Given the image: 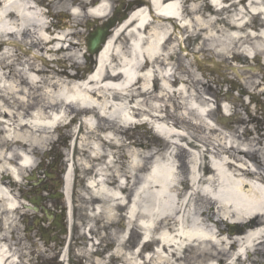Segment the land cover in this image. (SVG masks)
<instances>
[{
  "label": "bare ground",
  "instance_id": "6f19581e",
  "mask_svg": "<svg viewBox=\"0 0 264 264\" xmlns=\"http://www.w3.org/2000/svg\"><path fill=\"white\" fill-rule=\"evenodd\" d=\"M93 1L56 0L49 5L55 13L68 10L77 27L88 17L105 19L110 15L113 0H99L88 12ZM202 1L151 0L147 6L134 9L113 29L101 51L89 58L87 64L90 67L93 63V70L83 76L64 65L70 61L72 55L67 53L74 43L65 48L67 35L53 36L40 0H0V174H11L20 182L21 173L34 165L36 157L47 153L54 134L79 122L85 133L75 149L86 158L81 162L84 171L93 170L94 177L86 184L91 192L89 202L95 205L92 211L109 221L125 217L123 235L112 253L124 264H180L186 250L198 263H222L228 256L233 264L264 244V135H259V140L240 141L236 131L224 133L208 120L211 110L207 98L194 90L190 93L188 81L175 74L169 63L174 55L178 65L182 60L185 50L175 53V48H183V32L207 31L205 43L217 55L259 59L258 65H247L253 72L247 71L244 78L239 67L233 68L237 83L224 82L235 88L239 85L264 106V75L255 73L264 70V0H208L203 6ZM204 6L219 8V12L211 8L208 15L202 14ZM121 7L116 17L122 15ZM214 13L227 14L228 25L215 22ZM91 24L98 26V22ZM12 46L26 48L31 56L24 59ZM55 54L63 56L56 59ZM213 63L218 70L219 64ZM46 72L48 76L42 80L39 76ZM155 81L159 83L156 97L151 91ZM172 96L177 101L175 108L183 109L186 116L191 112L202 120L201 127L222 136L209 142V153H203L206 149L186 153L181 146L188 136L176 128L182 123L180 117L177 115L171 126L162 115L163 101ZM226 97L234 99L231 94ZM226 101L220 108L223 116L231 112ZM141 123L155 126L166 142L162 147L167 144L170 148L149 167L154 157L152 147L137 142L126 145L123 140ZM189 126L198 128L194 123ZM67 136L75 138L76 132ZM255 140L259 147L252 144ZM111 146L124 147L123 162L116 159L117 152L105 151ZM206 157L211 161L203 165ZM105 159L113 169V187L105 173L109 168ZM63 181L65 201H69L71 168ZM0 202L5 214L0 264H17V257L2 240H6L21 202L2 182ZM67 216L70 223L71 213ZM126 234L139 237L129 250L124 248ZM149 246H153L151 253L145 251Z\"/></svg>",
  "mask_w": 264,
  "mask_h": 264
},
{
  "label": "rangeland",
  "instance_id": "374dc122",
  "mask_svg": "<svg viewBox=\"0 0 264 264\" xmlns=\"http://www.w3.org/2000/svg\"><path fill=\"white\" fill-rule=\"evenodd\" d=\"M52 1L56 0L40 1V5H43V7L40 9L44 13H46L45 22L51 25L53 36H56L57 34L67 35L66 42L63 43L65 48L69 44L74 43L73 49H71V51L67 53L68 56L72 55L68 57L70 58V61H67L66 64H64L68 67L67 70H70L72 73H74L75 66H79L78 68L80 69L83 68L81 62H84V53L86 52L85 37L88 32V24L90 22H98L101 24L102 21H104L105 19H95L93 17H88L87 19H84L79 24V26L76 27L74 25L75 21L73 20L72 15L69 14L68 10H65L61 13H55L56 11H53V9L49 5ZM98 1L99 0H94L93 2ZM118 1L119 0L112 1L111 10L114 6H116V3H118ZM203 5H205V2L202 3V6ZM201 13L208 15L209 11L205 9L204 6L203 11ZM212 18H214L215 22H218L219 24L225 23V25H228L229 18L227 14L214 13ZM79 33L80 35H78ZM217 34L221 35V33ZM207 35V31L201 32L197 30L193 33L183 32V48L186 51L187 56H182V60L179 65L177 64L178 62L176 56H171L169 63L171 64L172 71L175 72V74L180 73V75L188 81L187 84H189L188 88L190 93H192L194 90L196 93H199L201 97L207 98V102L210 105L209 108L213 111L210 113L208 120L210 122H213L224 133L231 134L233 128H227L217 123L218 115L215 108L217 100L220 99L219 101H222V98L217 97L216 93L218 92L217 85L220 84L219 82H221L222 79H220V77H218L215 73H219L221 76H223V78H233L234 73L231 71V68L247 67L248 60L245 57L237 54L227 56L217 55L213 50H209L208 43H205L206 41L204 39ZM12 47L11 49L14 52L20 54V56L24 59H27L31 56V53L26 48H22L21 50L17 46ZM1 49L2 48L0 46V50ZM175 53H181L179 46L175 48ZM61 55L62 54H55L54 58H60ZM42 57H44V59L46 60L49 59L47 57V54H43ZM195 57L199 61H201V64L197 63V59ZM212 61L219 64V68H217L218 70H216V67H214V63ZM39 63H41L40 60ZM252 63L257 64L256 61H253ZM57 69L59 71L64 70L62 66H57ZM237 70H239L238 73L243 76V78L244 74L248 71L246 69L245 71H242L240 69ZM47 76L48 73L46 72L45 74H42L39 77L44 80L47 78ZM158 84L159 83L155 81L151 88L152 95L154 97L158 95ZM227 88L228 86H224L221 88L223 93L227 92ZM199 100L201 101V98L198 99V101ZM203 100L204 99H202V101ZM176 103L177 101L174 99L173 96L169 99L166 98L163 101L164 114L167 117L168 124L171 126L173 125V121L176 116L178 115V117H180V121H182V123L175 126L178 129L184 130L188 136L187 139H184L181 142V146L184 147L186 153L191 150L204 151L205 149L206 151H204L203 153H207V151L209 153V150H211L212 147L209 142L212 141V139L222 138V136L218 137L215 133H210L207 129L201 127V125L199 124H201L200 121L202 120H200L199 117H196V115L192 114L191 112H189L190 115L186 116V112H184L183 109L178 110V108H175ZM257 109L256 106L252 107L253 115L258 121L251 122L250 118H247L245 114L246 123L242 125H237V128L234 130L237 131V135L239 136L240 141L243 139H246V141H248V139L252 138H257L259 140V135H264V109L261 111L262 115L258 111H254ZM243 115L244 113H242V115L240 116ZM259 115H261V117H259ZM189 123L190 125L191 123L198 125V128H194V125L189 126ZM228 126L231 127V124H229ZM78 128L79 122H76L75 124L68 126L67 128L61 127L60 130L54 134V143L52 145H49L46 149L47 154L57 155L59 157V164L63 171L67 169V166H72L71 179H73V188H71L70 190L68 201L70 203L69 208L71 210V222L69 223L71 231L69 230V235L66 238L67 244H65L64 247H61L57 254L52 251L53 247L47 249L44 247V244L42 242L37 241L38 246H36L35 248V246L31 244L32 242H34L33 239L28 240L26 238L24 234V228L20 223H18L19 220L17 219V215L14 214V223L8 229V231H6L9 235V238L7 237V239L2 241V243H5L9 246L11 253H13L17 257L18 264H61L62 259H65V264H124L121 259H113L110 257V255H112L113 250L115 249L116 242H118V237L123 235L122 232L125 227V217L122 220L116 218L114 221H109L105 218L104 215H94L92 209L95 205L89 202L91 198V192L86 186L88 179L94 177L93 170H90L89 172L84 171L83 167L81 166V162L82 160H86V158L79 151L76 150L77 148H72L74 143V137L67 136V134L69 133L76 132ZM84 133L85 131H80V135L76 141L78 147L83 140ZM123 140L126 145L129 142H137L139 144H147L149 145V147H152L154 157L152 156L153 158L149 160V164L147 167H149V165L152 164V162L158 157H161L163 155L165 157V154H167L170 150L167 144L166 148H163L162 144L166 142H162L163 139H160L157 134H154L153 131L150 130L149 126L143 123L133 126L130 131L123 137ZM256 140L255 142H252V144L256 147H259V141ZM187 143L188 145H186ZM244 143L246 144L247 142ZM196 144H200V146L198 148H194ZM141 146L138 147V149L141 152H144L145 150ZM105 151H107L108 154L110 152H117L116 159L121 158L120 161H124L123 155L126 152L124 147H105ZM261 153L264 155V151H261ZM41 157H43V155H41ZM37 159L39 160V158ZM205 159L206 158L202 159V161H205ZM102 166L107 167L106 165ZM112 171V168H108L105 172L110 187H113L115 183V177L112 174ZM123 173L125 174L124 171H122V174ZM6 175V173H1L0 180L2 179L5 181ZM89 229L93 232L95 236L91 234ZM230 230L233 229L227 228V231ZM4 231L5 229L3 230V232ZM135 232L139 235L137 229ZM227 234L230 233L227 232ZM138 239L139 237L132 238V235L126 234V244L124 245V248L126 250H129L133 245L137 243ZM263 248L264 244L258 245V251L241 256L239 260L235 261L233 264H263ZM152 250L153 246H149L145 249V251L148 253H151ZM227 258L228 256L224 258L225 260L222 263L213 262V264H231L232 260ZM175 259L176 257L172 258V261H175ZM197 259L198 258L191 254L189 250H186L183 251L179 263L212 264L208 261L198 263ZM53 260H55V262ZM175 263L177 264L178 262L175 261Z\"/></svg>",
  "mask_w": 264,
  "mask_h": 264
},
{
  "label": "flooded vegetation",
  "instance_id": "af4514ba",
  "mask_svg": "<svg viewBox=\"0 0 264 264\" xmlns=\"http://www.w3.org/2000/svg\"><path fill=\"white\" fill-rule=\"evenodd\" d=\"M127 6L128 4L122 5L120 9L122 14L125 12ZM237 90L239 91L240 103L235 102V107H232V115L229 121L236 128L237 125L246 123V116L250 118L251 122L258 121L253 115L251 107L253 105L257 109V106H260L257 100L247 96L243 89ZM246 101L247 103H252L251 107H246ZM254 111H258L261 114L262 107L260 106ZM242 113H244L243 116H238L242 115ZM41 165L42 162L36 161L34 166L22 175L19 184L10 180H6V183L12 194L21 202L18 218L24 227V234L26 236L29 235L34 241L42 242L44 240L45 244L48 247H53L52 251L57 254L60 244L56 241L57 235L53 222L56 218L55 213L59 208L57 194L59 192L61 174L60 165L58 158L53 156L46 160L42 171L40 170ZM53 261L55 262V260Z\"/></svg>",
  "mask_w": 264,
  "mask_h": 264
},
{
  "label": "water",
  "instance_id": "95a60500",
  "mask_svg": "<svg viewBox=\"0 0 264 264\" xmlns=\"http://www.w3.org/2000/svg\"><path fill=\"white\" fill-rule=\"evenodd\" d=\"M115 21V19H110L104 26L97 27L94 31L90 32L89 36L86 38V50L90 55H97L101 50L102 45L110 34L109 30L115 26ZM121 22L122 19L119 20V23ZM60 233L65 234L66 230L64 229Z\"/></svg>",
  "mask_w": 264,
  "mask_h": 264
}]
</instances>
